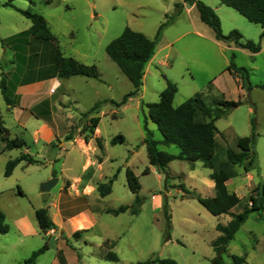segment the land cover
Wrapping results in <instances>:
<instances>
[{
	"label": "rangeland",
	"instance_id": "obj_1",
	"mask_svg": "<svg viewBox=\"0 0 264 264\" xmlns=\"http://www.w3.org/2000/svg\"><path fill=\"white\" fill-rule=\"evenodd\" d=\"M176 1L50 0L46 3V0H0V80L2 72L8 79L7 71L16 63L14 56L10 57L15 50L21 48V58L35 51V44L23 47L21 43H11L13 33L30 25V21L16 9L41 15L56 37L62 56L85 66H95L99 73V81L83 77L59 78L63 87L53 98H61L67 127L65 138L49 145L50 150L62 149L52 171L48 166H42L43 160L35 154V147L31 144V132L38 121L33 117L25 122L22 119L26 131L22 130L19 120L6 110L0 92L2 126L9 131L10 137H20L23 133L30 155L41 161L39 164L22 161L9 177H4L7 161L19 156L24 148L1 151L4 141L0 131V210L8 226V232L0 234V264H21L44 244L48 248L34 264H138L147 261L148 264H156L150 262L155 259H172L177 264H212L217 257L212 243L220 234L215 227L217 224L226 225L230 216H212L196 200L200 196L209 197L203 194L202 187L207 186L211 171L203 167L201 161L190 167L185 161L172 160L165 173L149 165L143 144L144 123L155 141H160L162 137L147 119L146 104L157 102L158 93L166 87V81L173 82L177 87L174 107L198 93L204 94V101L209 107H215L220 100L239 101L237 108L215 121L218 132L215 136L216 166H220L226 161L227 148L239 152L236 140L250 134V121H253L257 134H264V90L254 87L264 85V39L259 40V25L249 23L223 5L217 11L221 32L227 35L236 30L244 40L260 42L257 54L233 44L219 45L208 26L198 21L201 27L193 28L184 15L171 20L161 30L155 49L169 44L163 51L169 49L173 67L152 70L154 78L145 67V79L140 90L128 97L124 105L115 106L111 101L120 102L125 95L133 92V87L108 58L105 47L126 27L153 40L159 26L166 22L165 16L170 17L173 13ZM202 1L210 3L212 0ZM6 3L14 8L5 6ZM194 14L197 16L196 11ZM195 31H199L200 35ZM47 48H50L49 45ZM232 55L236 67L250 72L248 81L252 91L249 93L242 89L238 94L234 82L222 74ZM239 83L241 85V79ZM98 102L101 103L96 113L84 115ZM93 117H99L97 127L101 134V138L95 140L93 135H88V131H81L84 126L90 125ZM86 136L90 146L84 143ZM116 136H122L123 141L111 145L110 140ZM74 139L81 140L80 148L72 144ZM40 146L41 142L37 147ZM158 149L169 154L178 153L175 146L159 145ZM253 151L257 156L256 165L250 170L254 176L250 187L243 177L248 172H244L242 165L231 167L232 177L227 189L241 200L240 205L233 209L234 213L249 206L248 196L262 180L257 160L264 169V139H259ZM67 152L70 154L62 159ZM106 152L109 159L103 165L101 162ZM126 167L138 178L140 189L137 194L127 187ZM145 168L149 169L148 174H143ZM47 172H50L49 180L56 178L59 183L56 182L50 190L49 202H54L59 187L60 192L65 193L75 179L78 180V187L87 183L93 188L90 200H67L63 204L88 208L95 215L96 226L71 235L66 230H56L57 227L45 233L39 230L33 209L47 203L36 194L41 186L38 181ZM113 174L115 180L111 193L101 198L97 186L107 184ZM181 185L188 194L181 191ZM19 190L23 191V195L19 194ZM136 196L138 205L134 204ZM120 206H126L128 210L117 216L106 213ZM132 210L137 212L132 214ZM47 212L51 220L55 218L52 211ZM19 218L25 219L31 228L26 236H21L16 230L15 222ZM110 253L117 257V261L106 258ZM244 254L249 264L264 263V212L248 216L220 257L225 264H233L231 256Z\"/></svg>",
	"mask_w": 264,
	"mask_h": 264
},
{
	"label": "trees",
	"instance_id": "obj_2",
	"mask_svg": "<svg viewBox=\"0 0 264 264\" xmlns=\"http://www.w3.org/2000/svg\"><path fill=\"white\" fill-rule=\"evenodd\" d=\"M49 1L50 0H46V3ZM218 1L220 5L232 9L249 23L259 25L261 29L259 40L264 39V0ZM183 4L194 5L199 14L200 21L212 30L214 39L217 42L222 44H233L253 54L259 52L260 42L254 43L250 40H244L242 35L236 30L224 35L221 32L218 16L213 9L200 0H183ZM4 5L13 7L10 3ZM182 6V4L175 5V15L180 12ZM16 10L30 21V27L26 31L11 37V43L14 45L21 43L23 47L29 46L30 42L26 41L25 38L47 44L50 43L53 46L52 65L58 78L68 79L70 77H83L99 81V73L95 66H85L72 58L62 56L57 45L56 37L51 33L46 20L41 15L35 14L30 10ZM171 20V17H166V22L159 26L153 40L147 38L140 32L133 31L126 27L117 38L110 41L105 47V53L108 58L118 67L120 72L127 78L133 87V92L125 95L120 102L111 101L115 106L124 105L126 99L133 95V93L138 92L142 87L144 70L154 55L155 46L160 38L161 30L164 25ZM232 59L233 55L231 56L230 63L226 70L232 76L241 79V87L247 92L251 89L248 81L249 72L244 68L236 67ZM260 88L264 90V85H261ZM0 92L6 106L13 107L15 105L13 89L6 74L3 72L1 73ZM176 92V85L171 81H166V87L160 92L157 102L146 104L147 119L156 126L162 137L160 141H155L152 137V132L147 129L144 123L143 128L145 136L143 138V144L146 149L148 163L154 166L157 171L165 173L168 164L172 160L185 161L190 167H193L195 162L201 161L203 167L211 171L209 178L214 183V196L210 198L197 197L196 200L212 216H230V220L226 225H216L215 229L220 235L212 243L213 251L217 254L212 264H225L220 257L221 253L225 251L227 245L233 240L240 226L251 213L260 215L263 211L264 179L260 180L252 190V193L249 194V206L237 213H234L233 209L240 205L241 200L227 189V182L232 177L231 167L242 165L244 172H249L255 167L256 156L253 147L258 134L255 132L253 121H250V134L236 140V147L239 152L227 148L226 161L220 166H216L217 146L215 136L218 132L215 127V121L226 115L231 109L238 107L240 102L220 100L216 102L215 107H209L206 105L203 95L198 93L174 107L173 99ZM100 103L101 102L94 104L84 115H89L92 112L96 113ZM98 123L99 117H93L90 119V125L84 126L81 131H88V135L91 136L97 128ZM0 131L3 135L4 150L26 147V143L21 137H10L9 131L2 126V121H0ZM83 140L87 143V136ZM118 141L122 142L123 137L116 136L112 138L110 144L115 145ZM159 145L164 147L175 146L178 149V153L174 155L159 150ZM98 147L100 148L99 144ZM22 161L28 164H39V161L33 159L29 155L20 154L19 157L7 161L3 173L4 177H9L15 167ZM148 173L149 169L145 168L143 174ZM125 177L128 189L133 194H137L140 189L137 176L129 168H126ZM114 180L115 175L108 180L107 184H99L97 186V192L101 198L110 194ZM180 189L184 194H188V191L183 185L180 186ZM19 194L23 195V192L19 190ZM134 204H139L137 196L134 199ZM127 210L128 208L126 206H120L115 210H107L106 213L117 216ZM136 212V210H132V214ZM35 219L42 233L56 229L55 224L52 222L45 208L35 210ZM7 232L8 226L5 223V216L0 210V234L4 235ZM47 248L48 245L44 244L40 249L32 252L21 264H34L36 259L43 254ZM106 258L117 261V257L112 253L108 254ZM231 260L233 264H247L244 256H231ZM150 262H155L156 264H177L172 259H155ZM148 263L149 261L138 264Z\"/></svg>",
	"mask_w": 264,
	"mask_h": 264
},
{
	"label": "crops",
	"instance_id": "obj_3",
	"mask_svg": "<svg viewBox=\"0 0 264 264\" xmlns=\"http://www.w3.org/2000/svg\"><path fill=\"white\" fill-rule=\"evenodd\" d=\"M202 1V0H200ZM205 5L213 9L215 14L218 16L217 11L220 9V3L218 0H212L210 3L207 1H202ZM176 4H182V8L178 14L175 15V5ZM194 11L197 12L194 5H187L183 4V0H178L173 3V13L171 14L172 21L174 19H178L181 16H185L188 21H190L191 26L193 28H200L202 23L199 18V14L197 12L194 14ZM167 17V16H165ZM220 20V19H219ZM199 21V23H198ZM203 24V23H202ZM205 25V24H203ZM30 25L24 29L23 31L13 33L11 37L16 36L24 31H26ZM261 30V29H260ZM212 31V30H211ZM196 34L200 35L199 31H195ZM213 34V32H212ZM183 36V35H182ZM214 39V34H213ZM26 41H29L31 44H35V48H33L35 51L32 54L26 55V58H21L20 49L15 50L13 54H11L10 57L14 56L15 58V64L11 66V68L7 71L8 75V81L13 89V95L15 100V105L13 107H7L6 110L14 116L16 119L19 120V125L21 126L22 130L26 131L25 128V121H27L30 117H33L38 122L35 126V128L31 132V144L35 147V154L43 160L41 162L43 163L42 166L46 167L48 166L51 168L52 171L53 165L58 160L60 155L59 150H50V144L53 143L56 140H62L66 136V117L64 116V112L61 108V98H53L54 95L59 91L63 84L59 81V78L57 77L54 67L52 65L53 62V51L51 49V45L43 42H38L29 38H25ZM176 40V39H175ZM174 40V41H175ZM173 41V42H174ZM214 41L220 45V42H217L215 39ZM222 44V43H221ZM51 48H47V46ZM169 44L163 46V47H156L153 57L150 59L146 66V72L150 73L149 75L154 78V72L152 70L157 69L158 67H165V68H172L173 67V59L171 57L170 51H163L166 47H168ZM20 48V47H19ZM236 48V47H235ZM234 48V49H235ZM236 50V49H235ZM260 51V50H259ZM253 54V53H251ZM257 54V53H255ZM21 58V59H20ZM24 59V60H23ZM234 59V55H233ZM245 69V68H244ZM250 71V70H249ZM250 73V72H249ZM248 73V75H249ZM222 74H225L226 77H228L231 81L234 82L237 88V92L239 94V91L242 90V87L239 83L240 78L232 76L227 70L223 71ZM147 75V73H146ZM145 75L142 79L144 82ZM58 84V85H57ZM211 84V83H210ZM250 84V83H249ZM57 85V88L53 93L50 92V90ZM143 86V85H142ZM251 86V84H250ZM261 85H255L254 87L260 90H263L260 88ZM207 90L206 92H208ZM252 91V86L247 93ZM143 93V91H142ZM160 92L158 93L159 96ZM203 96L204 94L201 93ZM224 98V95H222ZM226 101H232L227 100ZM236 102V101H234ZM239 102V101H238ZM253 108L254 103H252ZM237 108V107H236ZM235 109V108H234ZM22 119L24 122H22ZM61 123L63 125H61ZM99 124V123H98ZM23 135V133H22ZM20 135L22 139H24ZM100 130L97 127L95 133L93 134V140L97 139L100 136ZM18 136V135H14ZM13 136V137H14ZM98 138V139H99ZM259 139H264V134H258L254 146L259 142ZM25 141V139H24ZM41 142V146L37 147L39 143ZM24 147L21 154L29 155L30 157H33L30 155L29 147ZM60 143V142H59ZM75 143L77 147H81V140L80 139H74L72 141V144ZM85 143V142H84ZM85 144H88V146L91 145L89 141ZM104 147V145L102 146ZM254 149V147H253ZM4 151V146L1 148V151ZM70 153L67 152L62 159L66 158ZM20 156V155H19ZM17 156V157H19ZM108 154L106 152L105 159L101 162V164L105 165V163L108 161ZM257 156V153L255 154ZM15 157V158H17ZM14 158V159H15ZM258 158V157H257ZM38 161V159L33 158ZM11 160V159H10ZM64 164V163H63ZM18 166V165H17ZM259 167V168H258ZM128 168V167H126ZM257 168L261 172V178L264 179V169L262 166H259L258 160H257ZM211 173V172H210ZM209 173V175H210ZM50 172L46 173V175L38 181V184H42L43 182H46L49 180ZM111 175V173H110ZM108 175V176H110ZM114 175V174H113ZM112 175V176H113ZM107 176V175H106ZM111 176V177H112ZM246 181L248 182L247 186H251V182L254 179L252 171L246 173L243 176ZM230 181V180H229ZM228 181V182H229ZM227 182V183H228ZM58 183V179H57ZM250 183V186H249ZM59 184V183H58ZM91 184V183H90ZM78 180L75 179L71 184L70 187L67 189V192L61 193L60 188L58 190V193L56 194L54 198V202H49V198L51 193H48L47 197V203L43 204L40 207L34 208V214L35 210L40 208H45L49 211H52L54 215V219H52V222L55 224V226L58 228L56 230H66L68 231V235L73 234L75 231L78 230H86L88 228L96 226V219L93 212H91L88 208L84 206H78V205H71L67 206L63 204V201L70 200L72 202H78V201H88L93 197V188L87 183L84 185V187L80 186L78 187ZM206 185L202 187L203 194H206L205 196H209L206 198H210L214 196V183L212 180L209 179V181H206ZM253 185V184H252ZM91 189V190H90ZM22 191V190H21ZM23 192V191H22ZM213 192V193H212ZM111 193V192H110ZM37 195H41L42 193L39 190ZM237 196V194H235ZM201 197V196H200ZM240 198L239 196H237ZM203 198V197H201ZM205 198V197H204ZM45 202V201H44ZM264 206V201H263ZM264 212V207L263 211ZM248 218V217H247ZM16 230L21 236H26L30 233L31 228L29 224L26 222L25 219L19 218L15 222ZM245 257L246 261V255H243ZM242 257V256H239ZM247 263V262H246ZM249 264V263H247Z\"/></svg>",
	"mask_w": 264,
	"mask_h": 264
},
{
	"label": "water",
	"instance_id": "obj_4",
	"mask_svg": "<svg viewBox=\"0 0 264 264\" xmlns=\"http://www.w3.org/2000/svg\"><path fill=\"white\" fill-rule=\"evenodd\" d=\"M57 179L56 178H52L46 182H43L40 186V191L42 193V199L44 201L47 200L48 197V193L50 192V190L54 187V185L56 184Z\"/></svg>",
	"mask_w": 264,
	"mask_h": 264
},
{
	"label": "built area",
	"instance_id": "obj_5",
	"mask_svg": "<svg viewBox=\"0 0 264 264\" xmlns=\"http://www.w3.org/2000/svg\"><path fill=\"white\" fill-rule=\"evenodd\" d=\"M58 85V84H57ZM57 85H55L51 90L50 92L53 93L55 91V89L57 88Z\"/></svg>",
	"mask_w": 264,
	"mask_h": 264
}]
</instances>
